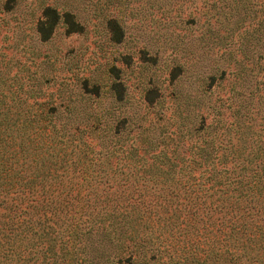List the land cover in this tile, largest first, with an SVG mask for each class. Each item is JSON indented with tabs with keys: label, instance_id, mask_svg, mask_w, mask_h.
<instances>
[{
	"label": "trees",
	"instance_id": "16d2710c",
	"mask_svg": "<svg viewBox=\"0 0 264 264\" xmlns=\"http://www.w3.org/2000/svg\"><path fill=\"white\" fill-rule=\"evenodd\" d=\"M232 1L239 21L254 11L256 38L264 42V0ZM58 22L67 34L81 29L71 12L44 6L35 24L40 39H48ZM107 26L118 27L114 19ZM115 86L110 89L117 93ZM36 97L33 111L9 116V108L0 110V264H59L68 251L73 262L88 233L106 236L120 253L117 261L131 264L146 252L148 260L155 258L154 233L157 247L172 250L186 245L179 234H194L196 245L206 235L209 264H264V93L253 102H232L228 121L201 117L181 152L163 147L153 153L160 143L142 138L117 158L123 139L116 126L126 119L112 131L106 125L110 136L92 142L77 137V126L61 122L57 108ZM98 123L87 130H100ZM111 160L135 169H99Z\"/></svg>",
	"mask_w": 264,
	"mask_h": 264
},
{
	"label": "rangeland",
	"instance_id": "374dc122",
	"mask_svg": "<svg viewBox=\"0 0 264 264\" xmlns=\"http://www.w3.org/2000/svg\"><path fill=\"white\" fill-rule=\"evenodd\" d=\"M7 1L0 0V110L9 108V116L15 110L33 111L38 95L57 108L61 122L79 128L77 137L92 142L110 136L106 125L112 131L126 119L116 126L117 138L123 139L116 158L123 149L124 154L130 150L131 141L142 138L168 143L153 153L163 147L168 154L181 152L201 117L228 121L226 107H233L232 102H253L258 92L264 93L259 83L264 42L256 38L257 19L252 11L239 21L235 1L14 0L3 11ZM44 6L71 12L81 29L67 34L58 22L48 39L41 40L35 24ZM108 19L118 27H108ZM112 83L117 93L110 89ZM216 110L222 114H213ZM96 122L100 130H87ZM180 140L184 145L179 149ZM112 162L99 169H135ZM156 237L151 235L155 258L148 260L146 252L133 264L210 263L206 235L196 245L194 234H179L186 245L179 242L174 250L157 247ZM83 240L85 247L76 252L75 261L69 262L74 254L68 251L59 264H89L84 259H91L90 264H131L117 261L120 253L106 236L88 233Z\"/></svg>",
	"mask_w": 264,
	"mask_h": 264
}]
</instances>
